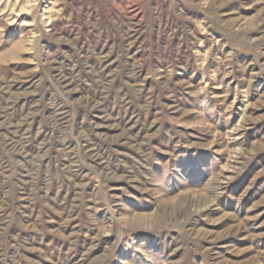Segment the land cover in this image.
Listing matches in <instances>:
<instances>
[{
  "label": "rangeland",
  "instance_id": "1",
  "mask_svg": "<svg viewBox=\"0 0 264 264\" xmlns=\"http://www.w3.org/2000/svg\"><path fill=\"white\" fill-rule=\"evenodd\" d=\"M0 264H264V0H0Z\"/></svg>",
  "mask_w": 264,
  "mask_h": 264
},
{
  "label": "bare ground",
  "instance_id": "2",
  "mask_svg": "<svg viewBox=\"0 0 264 264\" xmlns=\"http://www.w3.org/2000/svg\"><path fill=\"white\" fill-rule=\"evenodd\" d=\"M64 78V77H63Z\"/></svg>",
  "mask_w": 264,
  "mask_h": 264
}]
</instances>
